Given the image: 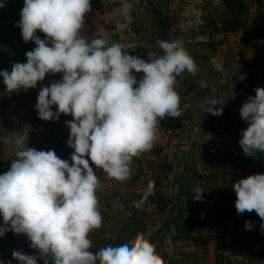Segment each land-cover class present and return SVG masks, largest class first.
<instances>
[{
	"label": "clouds",
	"instance_id": "obj_1",
	"mask_svg": "<svg viewBox=\"0 0 264 264\" xmlns=\"http://www.w3.org/2000/svg\"><path fill=\"white\" fill-rule=\"evenodd\" d=\"M5 4L0 0V8ZM131 8L125 4L123 14L128 16ZM91 10L90 0H24L15 26L23 41L36 47L25 53L26 63H13L0 77L7 91L18 93L37 88L46 75L62 74L41 86L34 108L44 121L56 122L61 114L73 117L65 124L70 130L67 145L74 151L70 164L54 150L29 147L28 134L2 138L14 146L15 158L0 174V237L9 231L24 234L38 250V256L14 250L19 264H37L38 259L44 264H165L142 233L118 246L90 250L89 234L101 227L103 218L96 194L101 183L89 159L110 178L127 180L133 158L153 147L160 122L182 115L176 78L185 71L195 75L197 65L180 39L157 40L163 54L145 60L103 36H81ZM135 73L143 76L138 80ZM255 93L239 110L248 125L239 140L246 156L264 153V87ZM224 104L206 98L201 107L220 116ZM232 188L237 214L255 211L264 230V173L240 179ZM203 192L196 187L194 201H202ZM254 226L245 222L246 230Z\"/></svg>",
	"mask_w": 264,
	"mask_h": 264
},
{
	"label": "rangeland",
	"instance_id": "obj_2",
	"mask_svg": "<svg viewBox=\"0 0 264 264\" xmlns=\"http://www.w3.org/2000/svg\"><path fill=\"white\" fill-rule=\"evenodd\" d=\"M243 1L247 5L244 24L233 32L217 31L210 22L225 14L222 0H133L128 16L123 14L125 1L103 0L98 9L86 14L80 35L89 40L103 36L123 45L130 55L154 60L163 54L157 40L180 39L197 65L195 75L185 71L176 78L182 115L160 122L153 147L133 158L127 180L110 178L89 162L101 183L96 194L103 218L101 227L89 234L91 251L103 248L106 237L122 234L124 225L133 224L137 211L144 209L145 226L136 235L149 239L165 264L170 262L164 246L170 243L168 235L172 237L167 221L181 224L190 214L196 215L198 229L185 228L184 234H195L213 245L211 264H264L262 221L255 211L237 214L232 188L240 179L264 173V153L246 156L239 145L240 132L248 126L239 110L256 94L255 88L264 87V38L256 37L252 27L256 15L264 17V0ZM160 25L165 35L159 36ZM2 64L1 71L10 70L7 62ZM135 75L139 80L143 73ZM240 75L245 79L241 81ZM56 76L62 78L59 73L47 75L40 83L50 85ZM30 91L9 92L0 81V174L9 170L15 158L14 146L4 144L2 138L28 134L30 147L44 150L47 145L44 128L35 132L26 119L29 107L22 96ZM206 98L225 101L223 114L204 113L201 105ZM53 146L58 157L72 163L67 143ZM233 159L238 162L228 166ZM196 187L204 191L202 201L193 199ZM246 221L253 222L254 228L246 230ZM218 223L221 232H212ZM29 245L24 234L7 232L0 237V262L19 264L12 257L14 250L38 256V250ZM37 264L44 261L38 259Z\"/></svg>",
	"mask_w": 264,
	"mask_h": 264
},
{
	"label": "trees",
	"instance_id": "obj_3",
	"mask_svg": "<svg viewBox=\"0 0 264 264\" xmlns=\"http://www.w3.org/2000/svg\"><path fill=\"white\" fill-rule=\"evenodd\" d=\"M102 1L103 0H90L92 10L89 13H93L96 9H98ZM121 1H125L127 4L130 3L133 6V0H121ZM222 1L225 8L227 9L225 11V14L218 21H216L215 18H210V22L217 31L218 30H222L223 32L236 31L239 27L242 26V24H244L243 14L244 12L247 11L246 10L247 5L244 3L243 0H222ZM23 3L24 0H10L9 2L6 1L5 7L0 8V71L3 66L2 62H7L8 65L7 67H9L10 69L9 72L11 71V65L13 63L15 62L26 63L25 53L31 51L33 48L36 47L34 42L30 41L28 43H25L21 36V30L15 26L20 19L19 14L23 7ZM202 6L203 8L206 7L205 4H203ZM261 16L262 15L258 14L256 15V17H254L252 27L256 37L264 38V17ZM159 31H160L159 36L166 34L165 28L163 29V26L161 25ZM37 35H39L41 39H44L43 33L37 31ZM55 80H59L58 76L55 77ZM0 81L2 82V84H4L3 77L2 79H0ZM43 85H48V84L45 83L42 84L39 82L37 88L31 89L29 93L26 94L24 93L22 97L24 98L23 103L28 104L27 107H29V114L26 116L29 125L34 129L35 132L36 131L42 132L39 130H42L41 127L44 128L43 131L44 133H46L45 135H46V143H47L44 150L47 151L49 149L54 150L53 145L61 144L62 146L64 145V143H67L70 130L66 127L65 122L72 120L73 117L71 115L61 114L59 120L56 122L44 121L38 118V112L35 110L34 106L37 103L38 93L40 91L41 86ZM55 110L56 109L53 108V111ZM28 146L30 147V145ZM0 148H1V144H0ZM73 151L74 150L71 149L70 147L66 149V152L69 155H71ZM89 162L91 163L90 159ZM230 162L231 161L227 163L228 166L232 165L233 162L236 163L238 161H235L233 159V161L231 163ZM140 205L144 206L145 203L142 204L140 203ZM144 215H145L144 209H140V211H137L135 215L134 223L129 224L128 226L124 225V230H122V234H118L112 237H106L105 238L106 243L104 247L108 245L118 246L120 244H123L127 241L134 239L136 232L141 230L145 226ZM195 216H196L195 214H190L189 216L185 218L183 217L181 219L183 220V223L180 224V221L176 223L178 224V228L180 229L179 230L180 235L183 234L186 238L192 237V234L185 235L184 231H186L185 228H190V229L192 228V230L198 229L197 225L195 224V220H196ZM168 223L169 221H167V225ZM237 223L239 225H242L243 221L241 220L238 221ZM210 230L212 229L210 228ZM123 231L126 234H123ZM237 234L238 237L242 236L240 233Z\"/></svg>",
	"mask_w": 264,
	"mask_h": 264
},
{
	"label": "crops",
	"instance_id": "obj_4",
	"mask_svg": "<svg viewBox=\"0 0 264 264\" xmlns=\"http://www.w3.org/2000/svg\"><path fill=\"white\" fill-rule=\"evenodd\" d=\"M181 215L184 216L183 213H181ZM185 217L187 216L185 215L184 218ZM173 223L174 222H169L170 226L167 230V232H171L172 235V237L168 235L170 243L169 245L165 244L164 246L167 250L166 255H168V261L170 264H176L177 261L174 260H178L179 258L181 261H184L181 264H203L205 262L207 264L213 263V245L195 234H193L191 238H186L183 234L180 235L178 224L174 225ZM219 224L220 223H218L214 228V233L221 232V227L219 228L218 226ZM204 232L207 233L206 230Z\"/></svg>",
	"mask_w": 264,
	"mask_h": 264
}]
</instances>
